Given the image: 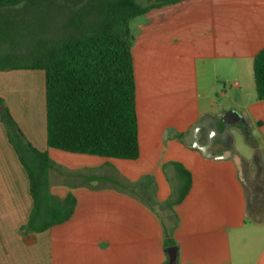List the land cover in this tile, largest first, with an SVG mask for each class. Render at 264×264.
Wrapping results in <instances>:
<instances>
[{
	"label": "rangeland",
	"instance_id": "1",
	"mask_svg": "<svg viewBox=\"0 0 264 264\" xmlns=\"http://www.w3.org/2000/svg\"><path fill=\"white\" fill-rule=\"evenodd\" d=\"M135 1L147 7L155 0ZM34 2L0 15V56L25 57L40 40L54 39L87 0ZM129 28L141 155L115 160L46 147L55 163L50 194L61 200L75 193L79 201L73 218L51 230L53 264H169L170 247L178 250L177 264H264V226L257 224L264 212L253 191L263 175L254 182L247 175L264 172V102L253 73L264 48V0H184ZM13 84L20 93L36 86ZM41 109L45 122V100ZM230 109L248 124L245 132L230 131L244 176L236 160L207 159L183 141L203 116ZM176 164L192 173L193 186L172 207L182 187Z\"/></svg>",
	"mask_w": 264,
	"mask_h": 264
},
{
	"label": "trees",
	"instance_id": "2",
	"mask_svg": "<svg viewBox=\"0 0 264 264\" xmlns=\"http://www.w3.org/2000/svg\"><path fill=\"white\" fill-rule=\"evenodd\" d=\"M35 0H0V15ZM86 0H74L75 4ZM184 0H155L142 7L135 0H87L51 40H40L25 57L0 56V73L43 71L45 74L47 146L76 155L136 161L140 158L133 36L130 22L151 10ZM5 22V20H2ZM257 100L264 102V49L254 58ZM7 136L30 181L33 210L22 230L43 233L68 222L77 202L72 194L59 200L49 192L48 173L55 163L33 147L0 97ZM181 204L192 187V174L176 164Z\"/></svg>",
	"mask_w": 264,
	"mask_h": 264
},
{
	"label": "crops",
	"instance_id": "3",
	"mask_svg": "<svg viewBox=\"0 0 264 264\" xmlns=\"http://www.w3.org/2000/svg\"><path fill=\"white\" fill-rule=\"evenodd\" d=\"M261 30V27H259V33H261ZM39 72V70H19L0 73V97L8 104V96L12 95L11 99H14V101L8 104L11 117L16 120L22 133L33 147L39 151L48 152L46 150V147L48 148L46 112L45 122H43V110L41 109L43 100H45L46 109L45 74ZM16 79L30 80L35 82L36 86L30 87L27 91H24V89L20 93L18 90H15V88H12V85H14L13 81ZM14 94H16L15 97ZM39 141L41 144H37ZM226 159H231V157H227ZM234 160L239 161L237 162L239 171L241 176H244L246 168L242 161L238 157ZM240 164H242V166ZM247 173V175H251V182L258 180V178L263 175L262 184H259L260 187H254L253 191L255 190L256 192V197L254 199L259 202V205H257L259 209L257 211L264 212L263 169L255 174L250 173L249 170ZM69 194L61 198V200L65 199ZM72 195L77 202L74 212L75 215L79 201L75 193ZM33 206L34 203L30 194L28 174L8 140L7 128L2 121L0 113V264H53L51 230L54 227L43 233H28L22 230V227L27 224L30 218ZM255 206L253 202H250V211H254ZM257 224L264 226V220L259 221ZM259 257V259L262 260L264 257V250Z\"/></svg>",
	"mask_w": 264,
	"mask_h": 264
},
{
	"label": "flooded vegetation",
	"instance_id": "4",
	"mask_svg": "<svg viewBox=\"0 0 264 264\" xmlns=\"http://www.w3.org/2000/svg\"><path fill=\"white\" fill-rule=\"evenodd\" d=\"M200 121L205 122L200 133L201 143L207 145L215 155L225 156L229 153V157L232 159L237 158L233 151L230 131L233 128L241 129L244 132L248 130L244 115L235 109H230L224 111L222 115H205L198 122ZM259 171L262 169L260 168Z\"/></svg>",
	"mask_w": 264,
	"mask_h": 264
},
{
	"label": "water",
	"instance_id": "5",
	"mask_svg": "<svg viewBox=\"0 0 264 264\" xmlns=\"http://www.w3.org/2000/svg\"><path fill=\"white\" fill-rule=\"evenodd\" d=\"M205 122L200 121L191 126L189 129V132L187 135L184 136L183 140L184 142L196 149L202 152L203 156L207 159H214V160H223L229 157V153H227L225 156L215 155L213 152L209 149V147L205 144H202L200 141V133L201 130L204 127ZM237 162H239L237 160ZM166 253L169 255V264H177V256H178V250L176 247H170L166 249Z\"/></svg>",
	"mask_w": 264,
	"mask_h": 264
}]
</instances>
